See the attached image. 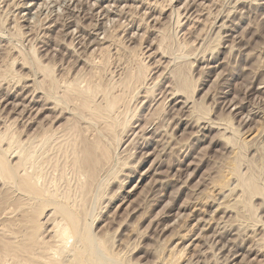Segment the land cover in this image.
Instances as JSON below:
<instances>
[{
  "label": "rangeland",
  "instance_id": "1",
  "mask_svg": "<svg viewBox=\"0 0 264 264\" xmlns=\"http://www.w3.org/2000/svg\"><path fill=\"white\" fill-rule=\"evenodd\" d=\"M114 3L115 5H113ZM112 5L115 7L112 8ZM121 7L125 8L122 9ZM116 19L120 21L113 22ZM75 30H77L75 33L72 32ZM99 30L101 31L99 32ZM104 41L106 42L104 43ZM0 47V136H7L6 138L9 140L11 139L8 134L13 135L15 139L17 138V140L14 139L15 141L20 138H22L19 140L20 142L25 140L26 131L30 129L31 125L28 123L27 126L25 122H30L31 117L32 127L38 126L35 129L31 127V130H35V132L37 130L36 133L41 127L44 129L50 127L51 130L58 127L61 129L68 120L75 119L74 116L77 115L72 113L74 112L72 111L74 110L73 104L70 106L61 104L63 111L66 112L67 110L66 113H63L59 105L60 108L58 107L57 111L60 113L59 110H61L62 113L58 115L62 116H58L60 117L58 123H53L56 113L53 115V112L47 111L48 113L40 114L48 97L52 98L51 95L54 96V93H56V97H62L63 93L60 89L65 87L62 81L72 79L78 72L80 76L82 75V87L87 85L85 81L87 83L98 81L100 86L104 84V86H108L109 84L112 89L111 83L116 82L115 87L120 85L125 81L124 77L127 79L128 74L131 76V72L142 74V82L136 85L138 90L134 88L131 91L137 90L135 92L137 95L134 92L129 94L130 97L133 95L135 98L138 97L136 99L127 97L131 100H129L131 103H128L129 110L132 107L128 116L131 113L133 120L135 118L141 120L138 122L134 120L138 125L133 120L131 122L134 124L133 129L138 126L137 131H135V134L138 135H131V132L134 131L131 127L130 138H137L133 141L125 136V140L129 138L128 142L125 143V148L123 143L119 147L116 144L115 147H112L115 149L117 146L116 150L113 149V152L111 150L112 154L117 153L114 154L115 156L121 154L119 157L116 156L117 159H114V165H112L114 168L111 170V174L109 173V176L105 174L103 179H100L102 180L100 183L104 182V184H99L100 188L98 184L94 185L93 196L97 200H90L91 203L94 202V205H100H95V211V207L91 206L93 203H88V207H85V209L88 208L87 211L92 207L91 209L95 214L93 218L89 216L90 209L87 214L90 218L86 219L85 217V222L90 221H87V224L90 223L91 233L98 235L96 242L101 244L98 250L104 249L102 250L104 254L107 253V250L110 253L113 251L111 255L115 253L114 257L116 258H112L113 256L110 255L106 259L105 256H109L110 253L104 256V254L100 255L102 252L98 253L97 250L98 255L104 256L101 260L102 264H117L119 262L121 264H160V258L167 257L171 249L174 253L171 260L180 259L178 264H264V237L262 236L264 235V210L261 207L264 205L260 206L261 200H258L259 198L257 201L254 199L256 203L253 200V204H259L255 208L258 211H254L255 216L258 217L254 218L253 214V220H251L252 217L250 218L248 215L247 226L245 225L246 222L242 224L247 228L240 226L239 229L242 230V234L239 232L238 235L239 229L230 232L227 227L223 230L219 227L220 219L227 221L228 218H224L217 209L216 198L212 197L217 202L212 199L215 204L211 198H206L210 194L209 188L217 181L219 172L224 171L226 162L231 157L230 147H238V143L242 139L255 131L258 133L255 140L251 141L252 143L247 147L245 146V150L241 149V152H238L244 156V159L243 157L240 159L241 156L239 155V161H241V165H239L241 169L239 170L242 171L243 176H247L253 171H257L258 174L259 171V183L264 185V182H261L264 180V0H0ZM16 47L22 49V52L16 50ZM45 67L50 69L53 80L58 81L56 84H60L59 87L62 84V88L58 87L60 91L57 92L59 94L55 92V89L52 91L54 93L48 91L50 94L46 96L47 89L44 90L42 85L44 80L42 70ZM40 69L42 70L40 71ZM123 78L124 80H122ZM53 80L52 82H54ZM98 83L97 85H99ZM141 85H143L142 89L140 88ZM170 85L175 88L178 86L179 90L180 86H183L181 89L184 88L185 92L180 90V93H185V97L183 94L182 96L190 100L185 109H181L183 105L177 104L178 101L176 103L175 98L172 99L177 89L175 90ZM107 86L106 88H109ZM116 90L112 91L113 94H118L120 91V89L118 92ZM171 90L174 92H170ZM100 94V99L97 95V102L101 101ZM183 97L178 100L184 102ZM51 100L49 101L53 102ZM26 106H28L32 116L29 115V111H26ZM200 107L204 109L201 110ZM23 110L25 112H22ZM140 115H144L142 117L144 120ZM138 116L139 118H137ZM44 117L47 119L44 120ZM73 119L66 125L81 122L79 117L78 122L76 119L73 122ZM149 121L152 122L148 123ZM39 123L43 124L39 127ZM80 124L84 126L86 123L82 121ZM80 124L77 125L81 126ZM147 124H150L149 128H147ZM45 125L47 126L45 127ZM66 125L65 128L68 127ZM87 125L84 127L86 128ZM141 125L148 130L146 131V128ZM83 126H81L82 128L79 127L83 132L82 134H86L89 139L93 138L91 133H94V128L91 130L92 132H86ZM156 127L159 129H155ZM138 128H141L142 131L139 132ZM49 129V134L52 135ZM143 129H145L146 134H144ZM61 130L59 131L61 132ZM154 130L161 133L156 134L157 132ZM82 134L79 135L82 137ZM146 136L150 139L154 137L152 139L154 141L151 142ZM6 141L4 140L3 147L1 146L4 151L7 149L5 148L7 147ZM132 142L137 144L134 145ZM234 142H237L236 146ZM48 147H45L44 150L47 151ZM123 150L125 152L122 153ZM141 151L145 156L141 155ZM9 155L6 157L10 161L14 154L9 153ZM233 156L232 154L231 160ZM140 158L143 159L141 162ZM14 160L11 159V162ZM136 162L141 164L137 165ZM122 164L124 165L122 166ZM126 164H129V167ZM132 165L135 170L133 167L130 168ZM124 167L126 168L122 172ZM120 171L122 172L121 176H116ZM246 171L249 174L245 173ZM131 172L133 173L131 174ZM65 173L67 174L65 178L68 177L67 180L72 185L74 182L75 185L77 183L74 179L75 174L72 171L70 174L68 170ZM68 174H70V178ZM48 175L49 173L46 175L47 185L49 184L48 187L51 188L55 184L53 182L57 174ZM50 176L51 178L48 179ZM59 176L56 178L60 179ZM121 178H124L125 182ZM50 179H53L52 185ZM119 179L121 180L118 181ZM164 179L165 182H163ZM67 180L66 182H68ZM112 181L116 183L113 184ZM1 182L0 254L2 243L9 238L10 220L14 221L19 216L18 213H15V208L13 213L18 216L11 214L13 209L10 208L11 205L9 203L6 205L7 203L3 202L7 195L5 189L9 187L1 186L3 185ZM59 182L61 185L65 184L61 180ZM69 182L68 184H70ZM120 182H123L126 188L122 186L123 183L120 185ZM105 183H107L106 190L105 187L103 188ZM109 185L111 190H109ZM97 187L99 190L101 189L98 191L100 196L97 195ZM102 188L105 192L102 191ZM130 189L134 194L128 197L127 192ZM110 191L112 193L109 194L117 196L113 198L108 194ZM101 194L103 195L101 196ZM103 196L105 198L109 196L112 199L106 198L105 200ZM98 200L99 203H96L95 201ZM124 201L125 203H123ZM103 202L105 205L102 204ZM200 203L205 204L203 209L202 205H199ZM197 204L198 206H196ZM199 206L201 211L203 210L202 212L198 209ZM215 210L218 212L216 213ZM47 212L49 213L48 209ZM46 213L42 216L43 218ZM219 217L221 218L219 219ZM260 218L262 221L258 222V226L259 224L263 225L258 227L256 222ZM254 219H256L255 224L253 223ZM91 224L94 225L91 226ZM251 227L254 229H249ZM244 228L250 231L248 232ZM224 230L226 232H223ZM199 236L203 237L204 241H201ZM196 244L198 248H196ZM188 246L189 248H187ZM183 250L185 251L182 257L177 258L178 255H181L178 253ZM0 260H2L1 256Z\"/></svg>",
  "mask_w": 264,
  "mask_h": 264
},
{
  "label": "bare ground",
  "instance_id": "2",
  "mask_svg": "<svg viewBox=\"0 0 264 264\" xmlns=\"http://www.w3.org/2000/svg\"><path fill=\"white\" fill-rule=\"evenodd\" d=\"M65 1V0H64ZM74 1V0H73ZM259 1V0H258ZM71 2V1H70ZM79 2V1H78ZM84 2V1H83ZM99 2V1H98ZM241 2V1H240ZM247 2V1H246ZM81 3V2H80ZM238 3V2H237ZM248 3V2H247ZM253 3V2H252ZM71 4V3H70ZM86 4V3H85ZM109 4V3H108ZM258 4V3H257ZM84 5V4H83ZM97 5V4H95ZM115 5V3L113 4ZM112 5V6H113ZM118 5V4H117ZM116 5V7H117ZM253 5V4H252ZM26 6V5H25ZM24 6V7H25ZM68 6V5H67ZM77 6V5H76ZM80 6V5H79ZM94 6V5H93ZM98 6V5H97ZM111 6V5H110ZM109 6V7H110ZM87 7V6H86ZM106 7V6H105ZM108 7V5H107ZM115 6H113L112 8H114ZM27 8V7H26ZM45 8V7H44ZM70 8V7H69ZM92 8V7H90ZM94 8V7H93ZM122 8V7H121ZM125 8V7H123ZM122 8V9H123ZM43 9V7H42ZM109 9V8H108ZM118 9V8H117ZM128 9V8H127ZM31 10V9H30ZM45 10V9H44ZM88 10V9H87ZM91 10V9H90ZM89 10V11H90ZM95 10V9H94ZM125 10V9H124ZM92 11V10H91ZM103 11V10H102ZM101 11V12H102ZM109 11V10H108ZM107 11V12H108ZM112 11V10H111ZM40 12V11H39ZM66 12V11H65ZM76 12V10H75ZM81 12V11H80ZM100 12V13H101ZM115 12V11H114ZM74 13V11H73ZM98 13V14H100ZM122 13V12H121ZM37 14V13H36ZM65 14V13H64ZM75 14V13H74ZM102 14V13H101ZM119 14V13H118ZM35 15V14H34ZM32 15V16H34ZM40 15V14H39ZM88 15V13H87ZM94 15V14H93ZM106 15V14H105ZM110 15V14H109ZM36 16V15H35ZM48 16V15H47ZM72 16V15H71ZM81 16V15H80ZM99 16V15H98ZM102 16V15H101ZM122 16V15H121ZM120 16V17H121ZM63 17V16H62ZM66 17V16H65ZM58 18V17H57ZM47 19V17H46ZM72 19V18H71ZM103 19V18H102ZM106 19V18H105ZM108 19V18H107ZM119 19V18H118ZM64 20V19H63ZM74 20V19H73ZM101 20V19H100ZM48 21V20H47ZM96 21V20H95ZM113 21V20H112ZM111 21V22H112ZM117 19L113 22H116ZM120 21V20H119ZM117 21V22H119ZM51 22V21H50ZM108 22V21H107ZM110 22V20H109ZM58 23V22H57ZM62 23V22H61ZM64 23V22H63ZM52 24V23H51ZM60 24V23H59ZM99 24V23H98ZM106 25V24H104ZM53 26V25H52ZM66 26V25H65ZM79 26V25H78ZM77 26V27H78ZM100 26V25H99ZM222 26V24H221ZM51 27V26H49ZM56 27V26H55ZM94 27V26H93ZM84 28V27H83ZM103 28V27H102ZM105 28V27H104ZM224 28V27H223ZM47 29V28H46ZM55 29V28H54ZM66 29V28H65ZM64 29V30H65ZM95 29V28H94ZM62 30V29H61ZM78 30V28H77ZM77 30L75 31H72V32H76ZM80 30V29H79ZM82 30V29H81ZM106 30V29H104ZM85 31V30H83ZM101 30H99L100 32ZM107 31V30H106ZM105 31V32H106ZM221 31V30H220ZM54 32V31H53ZM104 32V33H105ZM108 32V31H107ZM82 34V33H81ZM99 34V33H98ZM106 35V33H105ZM69 36V35H68ZM47 37V36H46ZM73 37V36H72ZM71 37V38H72ZM98 37V36H97ZM5 38V37H3ZM89 38V37H88ZM12 40V37L10 38ZM105 39V38H104ZM10 40V41H11ZM73 40V39H72ZM2 41V40H1ZM74 41V40H73ZM97 41V40H96ZM106 41H104L105 43ZM12 43V42H11ZM82 43V42H81ZM84 43V42H83ZM82 43V44H83ZM92 43V42H91ZM103 43V42H102ZM108 43V42H107ZM89 44V43H88ZM95 44H98V43H95ZM101 44V43H100ZM73 45H74V42H73ZM104 45V44H103ZM152 45V44H151ZM10 46V45H9ZM8 46V47H9ZM14 46V44H13ZM85 46V45H84ZM83 46V47H84ZM101 47V46H100ZM1 48V47H0ZM12 48V47H11ZM10 48V49H11ZM17 48V47H16ZM15 49V47H14ZM97 49V48H96ZM16 50H21L20 52H22V49H16ZM87 50V49H86ZM158 50V49H157ZM161 50V49H160ZM2 51V49H1ZM19 52V53H20ZM76 52V51H75ZM13 53V52H12ZM18 53V55H20ZM77 53V52H76ZM93 53V52H92ZM159 54V53H158ZM214 56V55H213ZM79 57V56H78ZM15 60V59H14ZM13 60V61H14ZM17 61V60H16ZM78 61V60H77ZM15 62V61H14ZM155 62V61H154ZM85 63H87L85 61ZM14 64V63H12ZM95 64V63H94ZM90 65V64H89ZM153 65V64H152ZM14 66V65H13ZM94 66V65H93ZM24 67V66H23ZM95 67V66H94ZM25 68V67H24ZM43 69V68H42ZM40 69V71L42 70ZM147 69V68H146ZM42 73H44V80H43V88L44 90H46V96H49V92L51 91H56L57 92L59 89V85L56 84L58 83V81L56 80H53L51 74H50V69L45 67V69L42 70ZM81 73V72H80ZM135 73V74H134ZM132 73L131 72V76H127L128 78L126 79L125 78V81H123V83H121L120 85L116 86L115 87V83H111V85H113V89L111 87H109L110 85L108 84L107 87L109 88H106V86L104 85H101L98 83V81H95L97 82L99 85L94 84L95 82L93 83H89L91 81H89L86 84L87 85H83L84 87L81 86V83L83 82L81 79L82 75L80 76L79 72L75 74V76L72 78V79H69V80H63L62 82L63 85H65L64 89H60L62 90L61 92L63 93L62 94V97H56L54 92V96L51 95L52 98L48 97L49 100H53V102H50L48 99L45 100L46 103L45 105L43 106V110L41 111V114L47 111L49 112H53L52 114L55 115L54 113H56L55 115V118L53 119L54 122L53 123H58V120L60 119V117L62 115H58V114H61V110L60 113L57 111L60 107L59 105L61 106V104L63 103L64 105H71L73 104L74 105V112H72L74 115L76 114L81 122L84 121L87 125V127L85 128L84 126H86V124L83 126L81 125L80 123L81 122H78V117L77 116H74L72 113V115L75 117V119H73L74 121L73 122H78L77 124L83 126L86 130V132H92L91 130L94 128V133H91V136L93 138L89 139L88 137H86L87 135L86 134H82L83 132L80 130V128H82L81 126H78L76 123L72 124L70 123L71 125H66L70 120L67 121V123L65 124L66 126H68L67 128H65L64 126L65 125H59L60 127L62 126L63 128H57V129H49L50 127H46L47 125H45V129L44 127H41L39 128L38 130V133L37 130L35 132V130H31V127H32V121H31V118H30V122H25L27 123V126L29 124L30 125V129L28 131H26L27 134H25V140L23 141H19L20 139L22 140V138L18 139V141H15L17 140V138L15 139L13 137V135L11 136L10 134H8L10 137L11 140H9L8 138H6L5 136H0V180L3 182V185L1 186H7L9 187L8 189H5L7 190L6 192V198L4 196V201L5 203H7L6 205H11L10 208H13L12 209V213L11 214H14L15 213H18V215H15L17 217H13L15 218L16 220H10V223L9 224V238L6 242L2 243V250H1V259L0 260V263L1 264H102L103 262L101 261L102 258L105 256V254H108L110 252H108L109 250H107L104 254V249L100 250L102 252V254L100 255H103V257H101L100 255H98V253H101L98 249L99 247L101 246V244L99 245V243H97L96 239L98 238L97 234H92L91 233V227H90V223L87 224V221L85 222V217L86 219L88 218V211L92 208V207H95L94 208V211L96 210V206L97 204L94 205V202L93 205H91L92 203L90 202V200H97L95 196H93V190H94V185L95 184H98V187L100 188L99 184H101L100 182L102 180L100 179H103V176L105 174H108L107 176H109L111 173V170L114 168V165L113 164V161L114 159L117 157L120 156H115L114 154H117V153H114L112 154L113 152V149L112 147H115V144L119 145L120 144H125L126 142H128L129 138L132 136H137L138 134L136 133L135 134V131H137V127L136 124L138 125V123L134 122V120H137L136 118L133 120V117L132 115L129 114L128 116V113L130 110H132V107L131 109L129 110V107H128V103H131L129 102L130 99H128L127 97L129 96V94L133 93L135 94V92L138 90L136 85L139 83V82H142V74H140V72H138L136 74V72ZM134 74V75H133ZM164 74V73H163ZM136 75V76H135ZM162 75V74H161ZM160 75V76H161ZM159 76V77H160ZM51 77V79H50ZM144 77V76H143ZM164 77V76H163ZM124 78L122 80H124ZM50 79V80H48ZM81 79V81H80ZM145 79V78H144ZM143 79V80H144ZM52 80L54 82H52ZM92 80V79H90ZM141 80V81H140ZM168 80V79H167ZM60 82V81H59ZM61 82V83H62ZM120 82V81H119ZM118 82V84H119ZM144 82V81H143ZM140 84V83H139ZM117 85V83H116ZM144 85V83H143ZM143 85L140 86V88L142 89L143 88ZM103 86V87H102ZM145 86V85H144ZM171 87H173L172 85H170ZM62 88V84L60 86ZM59 87V88H60ZM105 87V88H104ZM178 87V86H177ZM175 88L173 87L175 90L177 89L178 93H174L173 96H172V99L175 98V102L178 103L177 104H182L183 106L181 107V109H185V107L188 105L189 103V99L188 98H184V94L182 96V94L180 93L182 91H184V88L181 89V87L183 86H180V90H179V87L178 88ZM118 88V90L120 89V91L118 92V90H116ZM134 88H136L135 90L136 91H133L131 92ZM139 88V89H140ZM173 89V90H174ZM59 90V91H60ZM64 90V91H63ZM118 92V94H113L112 91H115ZM173 90H171L170 92H172ZM49 91V92H48ZM60 92V93H61ZM115 92V93H116ZM174 92V91H173ZM172 92V93H173ZM185 92V91H184ZM58 93V92H57ZM99 93L100 96H101V101L97 102L96 101V98H97V95L99 97ZM139 93V92H138ZM147 93V92H146ZM145 93V94H146ZM171 93V94H172ZM180 93V94H179ZM59 94V93H58ZM137 95V93L135 94ZM133 95V97L130 98L133 99L135 98ZM169 95V94H168ZM43 96H45L43 94ZM45 96V97H46ZM61 96V95H60ZM28 97V96H27ZM26 97V98H27ZM138 96H136L137 98ZM181 97H183L185 99L184 102H182V100H178V99H181ZM47 98V97H46ZM135 98V99H136ZM146 98V97H144ZM2 99V98H1ZM28 99V98H27ZM100 99V97H99ZM134 99V100H135ZM26 100V99H25ZM51 100V101H52ZM1 101V100H0ZM3 101V100H2ZM131 101V100H130ZM33 102V101H32ZM134 103V101H132ZM164 102V101H163ZM1 103V102H0ZM175 103V104H176ZM191 103V102H190ZM193 103V102H192ZM153 104V103H152ZM65 105V106H66ZM194 105V103H193ZM192 105V106H193ZM30 106V105H29ZM131 106V105H130ZM190 106V109L192 108L191 107V104L189 105ZM16 107V106H15ZM27 107V110L26 111H29L28 110V106ZM59 107V108H58ZM137 107V106H136ZM194 107V106H193ZM24 108V107H23ZM62 108V106H61ZM71 108V107H70ZM201 110L204 109L202 107H200ZM31 109V108H29ZM175 109V108H173ZM188 109V107H187ZM65 110V109H64ZM70 110V112H71ZM172 111V109H170ZM189 110V109H188ZM187 110V111H188ZM195 110H197V108H195ZM201 110H198L199 112ZM40 111V110H39ZM38 111V112H39ZM62 111H63V108H62ZM190 111V110H189ZM22 112H25L24 110ZM67 112V110H66ZM65 111H63V113H66ZM132 112V111H131ZM177 112V111H176ZM203 112V111H201ZM28 113V112H27ZM35 113V112H34ZM48 113V112H47ZM31 114V112L29 113V115ZM38 114V113H37ZM36 114V115H37ZM72 115H70L71 117H73ZM32 116V114L30 115ZM29 116V117H30ZM39 116V115H38ZM44 116V115H43ZM60 116V117H58ZM69 116V117H70ZM131 116V117H130ZM141 116V115H140ZM144 116V115H143ZM141 116V118L143 117ZM153 116V115H152ZM167 116V115H166ZM165 116V117H166ZM28 117V118H29ZM47 118H49L48 116H46ZM77 117V118H76ZM135 117V116H134ZM178 117V116H177ZM27 118V117H26ZM45 118V117H44ZM47 118H45L44 120H46ZM125 118V119H124ZM139 118V116L137 117ZM145 118V117H144ZM25 119V118H24ZM35 119V117L33 118V120ZM143 119V118H142ZM152 119V117H151ZM165 119V118H164ZM180 119V118H179ZM26 120V119H25ZM136 123L135 124V128L136 129H133V125L131 122ZM140 120V118L137 120V122ZM144 120V119H143ZM184 120V119H183ZM27 121V120H26ZM29 121V120H28ZM37 121V120H36ZM52 121V119H51ZM125 121V122H123ZM141 121V120H140ZM146 121V120H145ZM181 121V120H180ZM35 122V121H34ZM38 122V121H37ZM143 122V121H142ZM152 121H149L148 123H150ZM29 123V124H28ZM36 123V122H35ZM34 123V124H35ZM52 123V122H51ZM132 126H130L131 124ZM156 123V122H155ZM154 123V124H155ZM201 123V122H200ZM39 127L43 124L39 123ZM130 124V125H129ZM123 125V126H122ZM197 125V124H196ZM26 126V125H25ZM77 126H78V129H77ZM143 126V125H141ZM140 126V127H141ZM147 128H149L150 124L146 125ZM201 126V125H200ZM38 127V126H36ZM35 127V128H36ZM80 127V128H79ZM130 127V128H129ZM134 131H132V129ZM212 127V126H211ZM34 128V127H32ZM34 128V129H35ZM54 128V127H52ZM129 128V129H128ZM143 128H146L145 126H143ZM146 128V131L148 130ZM205 128V127H204ZM47 129V130H46ZM49 130H51V134L50 135L49 133ZM139 129V128H138ZM141 129V128H140ZM138 130L139 132L142 131L141 130ZM157 129V127L155 128ZM159 129V127H158ZM157 129V130H158ZM61 130V132L59 131ZM78 130H80L79 132L82 134V137L85 136V137H81L78 132ZM85 130H83L85 132ZM128 130V132H127ZM144 130V134L145 133V129ZM153 130V129H152ZM150 130V131H152ZM157 130H154L155 132H157L156 134H159L161 132L158 133ZM10 131V130H9ZM7 131V133L9 132ZM31 131H34L33 133H36V134H33V133H30ZM53 131V132H52ZM132 131V132H131ZM161 131V130H160ZM11 132V131H10ZM9 132V133H10ZM131 132V135H129V133ZM256 132V131H255ZM251 133V134H248V136H246L244 139H242L240 141V139L238 140V147H235L237 142H234L235 148H231L230 150V153H231V157H232V154L234 155L232 160H231V157L230 161L227 160V164L225 166V169L224 171H220L219 172V175H218V179L217 181L211 185V187L209 188L210 191L209 193L212 195H208V197L206 196V198H211V200L213 198H216L217 199V202L216 200H214L216 203H217V209L219 210V212L223 215L224 218H228V220L226 221L225 219H220L221 217H219L220 221L218 223H221L219 224L220 228H222V230L224 228H228V230L231 232H235V230H238L240 228V226H242L243 223H245L247 221V217L248 215L250 216V218L253 216L254 214V218H257L258 216L256 215L255 216V213L254 211H258V209L255 210V208H257V204L256 201H257V198H259L258 200H261V203L260 201V206L263 204L264 205V185L260 184L259 183V180L260 178H258V174H260V172L258 171V174L256 172H252V173H248L247 171L245 173H248L249 175H245L243 176L242 175V171L240 172L239 169V165H241V161H239L242 157L244 159V156H241V154H239L241 152V149L245 150L244 147L250 145V143L253 142V140H255V138L257 137V132L255 133ZM78 133V135H77ZM127 133V134H126ZM149 133V132H147ZM236 133V132H234ZM12 134V133H11ZM88 136L89 133H87ZM235 135V134H234ZM237 135V133H236ZM235 135V137H237ZM14 136L15 133H14ZM23 136V137H24ZM125 136L129 137L127 140H125ZM145 136V135H143ZM157 136V135H156ZM13 137V138H11ZM147 137V136H146ZM151 137V136H150ZM19 138V137H18ZM137 138V137H136ZM135 138V139H136ZM148 138V137H147ZM146 138V139H147ZM157 138V137H156ZM239 138V137H238ZM15 139V140H14ZM24 139V138H23ZM132 139V138H130ZM134 138L132 139L133 141L135 140ZM141 139H142V136H141ZM150 139V138H148ZM154 139V137L152 138ZM151 140V142H153ZM4 140H7L6 141V144L7 148L6 151L3 150V148H1L2 144L4 143ZM144 140H145V137H144ZM139 141V140H138ZM163 141V140H162ZM167 141V140H166ZM252 141V142H251ZM130 142V141H129ZM141 142V141H140ZM148 142V140H147ZM147 142H146V145H147ZM159 142V141H158ZM52 143V145H50ZM139 143V142H138ZM155 143V142H154ZM129 144V143H128ZM132 144H134L132 142ZM137 144V143H135ZM134 144V145H135ZM142 144V143H141ZM157 144V143H155ZM168 144V143H167ZM131 145V144H129ZM128 145V147H129ZM133 145V146H134ZM164 145V144H163ZM169 145V144H168ZM47 151L44 150L45 147H47ZM122 146V145H121ZM120 146V147H121ZM149 146V144H148ZM165 146V145H164ZM182 146V145H181ZM3 147V146H2ZM126 147V144L124 146V148ZM127 147V148H128ZM146 147V146H145ZM151 147V146H150ZM166 147V146H165ZM164 147V148H165ZM168 147V146H167ZM135 148V147H134ZM181 148V147H180ZM117 149V146L114 150ZM157 149V148H156ZM112 150V152H111ZM119 150V149H118ZM150 150V149H149ZM165 150V149H163ZM239 150V151H238ZM156 151V150H155ZM162 151V150H161ZM181 151V150H180ZM114 152H117V151H114ZM125 152L124 150L122 151V153ZM139 152V151H138ZM142 152V151H141ZM140 152V153H141ZM239 152V153H238ZM243 152V151H242ZM8 153V154H6ZM13 155V157L11 158L12 160H14V158H16V160L12 161L11 162V159L10 161L7 159L10 155ZM153 153H154V149H153ZM152 153V154H153ZM162 153V152H161ZM144 153L142 152L141 155H143ZM159 154V153H158ZM164 154V153H163ZM162 154V155H163ZM181 154V153H180ZM183 154V153H182ZM6 155H8V157H6ZM148 156V154H146ZM160 155V154H159ZM239 155L241 156L240 159H239ZM243 155V154H242ZM145 156V155H143ZM158 156V155H157ZM150 157V156H149ZM160 157V156H158ZM148 158V157H147ZM121 159V158H120ZM134 159V158H133ZM141 159L140 158V162H141ZM119 160V158H118ZM137 160V159H136ZM135 160V161H136ZM143 160V159H142ZM145 160V159H144ZM158 160V159H157ZM157 160H156V163H157ZM184 160V159H183ZM120 161V160H119ZM134 161V162H135ZM162 161V160H161ZM160 161V162H161ZM243 161V160H242ZM138 162V161H137ZM136 162V163H137ZM139 162V163H140ZM120 163V162H119ZM137 163V165L139 164ZM152 163V162H151ZM155 163V162H154ZM118 164V163H117ZM116 164V165H117ZM135 164V163H134ZM141 164V163H140ZM115 165V167H116ZM124 164H122L123 166ZM128 165L129 167V164H126V166ZM152 165V164H151ZM140 166V165H139ZM161 166V165H160ZM159 166V168H160ZM127 167V169H128ZM133 165L130 167L132 168ZM67 168H71V170L69 171V169ZM126 167H124V169H122V172L125 170ZM134 168V167H133ZM158 168V167H157ZM151 169V168H150ZM70 172L71 174V171L72 173L75 174V182L76 184L74 185V182H73V185L67 180L68 177L65 178V176H67V172L65 173V171ZM135 170V168H134ZM153 170V169H152ZM157 170V169H156ZM155 170V172H156ZM257 170V169H256ZM115 171V169H114ZM154 171V170H153ZM57 174V176H55V180L54 182L50 179V183L51 181L53 183H55L51 188L48 187L47 185V174L49 173V175H53L52 174ZM121 172V171H120ZM118 173L116 174V176H121L120 174L121 173ZM146 172V171H145ZM110 173V174H109ZM133 172H131L132 174ZM244 173V174H245ZM66 174V175H65ZM70 174H68L69 178H70ZM130 174V173H129ZM128 174V175H129ZM155 174V173H154ZM157 174V173H156ZM160 174V173H159ZM257 174V175H256ZM48 175V176H49ZM60 175V176H59ZM73 175V174H72ZM115 175V174H114ZM113 175V176H114ZM125 175V174H124ZM134 175V174H133ZM161 175V174H160ZM60 177L59 180H61V182L65 183V184H59V180L56 178V177ZM123 176V175H122ZM130 176V175H129ZM142 176V175H141ZM144 176V174H143ZM153 176V175H152ZM53 177V176H52ZM73 177V176H71ZM106 177V176H105ZM115 177V176H114ZM113 177V178H114ZM260 177V176H259ZM263 177V176H262ZM51 178L48 177V179ZM54 178V177H53ZM77 178V180H76ZM116 178V177H115ZM114 178V179H115ZM120 178V177H119ZM130 178H133V177H130ZM159 178V177H158ZM57 179V180H56ZM71 184H68V182H66V180ZM72 179V180H74ZM118 179V177H117ZM122 179V178H121ZM121 179H119L118 181H120ZM124 179V178H123ZM122 179V180H123ZM128 179V178H127ZM162 179V178H161ZM263 179V178H262ZM63 180V181H62ZM71 180V179H69ZM130 180V179H129ZM158 182H159V179H157ZM163 180V179H162ZM161 180V181H162ZM171 180V179H169ZM0 181V182H1ZM125 182V179L123 180ZM151 181V180H149ZM166 180L164 179L163 182H165ZM168 181V180H167ZM1 182V184H2ZM113 182V181H112ZM111 182V183H112ZM115 182V181H114ZM113 182V184H114ZM117 182V180H116ZM115 182V183H116ZM128 182V180H127ZM154 182V181H153ZM157 182V181H156ZM161 182V183H163ZM262 183L264 182L261 181ZM123 183V182H122ZM120 182V185L122 184ZM104 182L101 184L103 185ZM119 184V183H118ZM129 184V183H128ZM149 185V183H147ZM164 184V183H163ZM264 184V183H263ZM52 185V183H51ZM61 185V186H60ZM107 185V183H105V185L103 186V188ZM112 185V184H111ZM119 185V187H120ZM137 185V184H136ZM135 185V186H136ZM63 186V187H62ZM113 186V185H112ZM118 186V185H117ZM122 186L125 187V184L123 183ZM134 186V187H135ZM97 187V191H100L99 188ZM133 187V188H134ZM153 187V186H152ZM3 188V187H2ZM102 188V191L104 190ZM126 188V187H125ZM132 188V189H133ZM137 188V186L135 187ZM3 189V190H4ZM96 189V188H95ZM108 189V188H107ZM120 189V188H119ZM132 189H130L129 192H127V196L130 197L131 195H133L134 193L131 191ZM4 190V191H5ZM105 190H106V187H105ZM109 190L110 189V185H109ZM108 190V191H109ZM95 191V190H94ZM117 191V190H116ZM105 192V191H103ZM120 194H121V191H119ZM109 193H112L111 191L108 192ZM106 194V193H104ZM116 194V193H115ZM123 194V193H122ZM206 194V193H205ZM204 194V195H205ZM98 196H100L99 192L97 193ZM96 195V196H97ZM103 194H101L102 196ZM111 195V194H109ZM97 196V197H98ZM107 196V194L105 195ZM113 196V195H111ZM114 196H117V195H114ZM113 196V198H114ZM210 196V197H209ZM92 197V198H91ZM94 197V198H93ZM213 197V198H212ZM102 198V197H101ZM103 198H105L103 196ZM107 198V197H106ZM105 198V200H106ZM109 198V196H108ZM107 198V199H108ZM111 198V197H110ZM109 198V200H110ZM117 198V197H116ZM115 198V199H116ZM123 198V197H122ZM126 199V197H124ZM98 199H100L98 197ZM112 199V198H111ZM114 199V200H115ZM124 199V200H125ZM204 199H205V196H204ZM207 199V200H208ZM256 201H255V200ZM91 200V201H92ZM101 200V199H100ZM103 200L105 203L106 201ZM120 200V199H119ZM203 200V199H202ZM209 200V201H211ZM212 200V201H213ZM253 200L255 201V206L253 204ZM102 201V200H101ZM100 201V203H101ZM208 201V202H209ZM213 201V203L215 204V202ZM96 203L98 202L99 203V200L98 201H95ZM104 202L102 204H104ZM113 202V201H112ZM128 202V201H127ZM3 203V204H5ZM9 203V204H8ZM88 203H91L90 206L91 208L87 211V209H85V207L87 206ZM125 203V201L123 202ZM197 203V202H196ZM205 204L207 202H204ZM212 203V202H211ZM212 203V204H213ZM109 204V202H108ZM113 204V203H112ZM205 204H202L200 203L199 205H202V209H203V205ZM100 205V204H98ZM97 205V206H98ZM105 205V204H104ZM110 205V204H109ZM120 206V205H119ZM122 206V205H121ZM198 206V204L196 205ZM259 206V204H258ZM88 207V206H87ZM128 208H130V206H127ZM200 207V206H199ZM262 209L264 210V206H261ZM9 208V207H8ZM14 208H15V213H13L14 211ZM50 208V209H49ZM103 208V207H102ZM118 208V207H117ZM121 208V207H120ZM49 211V213L46 211ZM106 209V208H105ZM109 209V208H108ZM196 209V208H194ZM193 209V210H194ZM200 209V212L201 211V207L198 208ZM216 209V210H217ZM260 209V208H259ZM118 210V209H117ZM206 211V209H204ZM215 212L217 213L218 211ZM262 210V211H263ZM93 210L91 209V211H89V216H91L93 218V215L94 214V211L92 212ZM133 212H135L134 210H132ZM199 211V210H198ZM208 211V210H207ZM261 211V213H262ZM213 212V211H212ZM211 212V213H212ZM214 212V213H215ZM260 212V210H259ZM44 213H46V215L44 216V218L42 217L44 215ZM209 213V212H208ZM215 213V214H216ZM260 213V214H261ZM264 213V211H263ZM8 214V213H7ZM10 214V213H9ZM10 214V216H12ZM91 214V215H90ZM132 214V213H131ZM200 214V213H199ZM258 214V213H257ZM210 215V214H209ZM218 215V214H217ZM216 216V215H214ZM212 217V216H211ZM222 217V218H223ZM12 218V219H13ZM90 218V217H89ZM88 218V219H89ZM95 218V217H94ZM110 218V217H109ZM205 218V217H204ZM41 219H43L41 221ZM201 219V218H200ZM203 219V218H202ZM206 219V218H205ZM218 219V220H219ZM213 220V219H212ZM217 220V219H216ZM217 220V221H218ZM225 220V222H224ZM231 220H233L231 222ZM253 220V217L252 219ZM255 221H253V223L255 224L256 222V219H254ZM92 221V220H91ZM94 221V219H93ZM93 221L91 223H93ZM199 221V220H198ZM206 221V220H205ZM216 221V222H217ZM259 221H262L261 218L260 220H257V226H258V222ZM90 222V221H88ZM201 222V221H200ZM199 222V223H200ZM207 222V221H206ZM205 222V223H206ZM213 222V221H212ZM231 222V223H230ZM230 223V224H229ZM252 223V224H253ZM262 224V222H260ZM197 224V222H196ZM207 224V223H206ZM212 224V223H210ZM214 224V222H213ZM248 222H246V226H247ZM254 224L252 225L254 227ZM264 224V222H263ZM262 224V225H263ZM94 225V224H91V226ZM209 225V224H208ZM242 226V227H246V226ZM259 224V226H262ZM198 226V225H197ZM200 226V224H199ZM204 226V224H203ZM210 226V225H209ZM249 226V225H248ZM256 226V225H255ZM256 226V227H257ZM258 226V227H259ZM250 227V226H249ZM253 227L249 228V229H252ZM257 227V228H258ZM247 228V227H246ZM244 228V229H246ZM205 229V228H204ZM203 229V230H204ZM215 229V228H214ZM218 229V228H217ZM243 229V230H244ZM254 229V228H253ZM262 229V228H261ZM263 229H264V226H263ZM262 229V230H263ZM207 230V229H206ZM227 230V229H226ZM226 230H224L223 232H226ZM227 230V231H228ZM248 230V229H246ZM92 231H93V228H92ZM242 231V230H241ZM240 229L238 230V235L241 233ZM250 230H248L249 232ZM257 231V230H256ZM202 232V231H201ZM240 232V233H239ZM246 232V231H245ZM187 233V232H186ZM203 233V232H202ZM201 233V234H202ZM216 233H219V232H216ZM237 233H234L235 235ZM244 233V232H243ZM255 233V232H254ZM262 233V232H261ZM188 234V233H187ZM214 234V233H213ZM221 234V233H220ZM219 234V235H220ZM223 234V233H222ZM242 234V233H241ZM247 234V233H246ZM245 234V235H246ZM106 235V234H105ZM104 235V236H105ZM206 235V234H205ZM205 235H204V238H205ZM237 235V236H238ZM248 235V234H247ZM253 235V234H252ZM250 235V236H252ZM188 236V235H187ZM218 237V235H216ZM221 236V235H220ZM234 236V235H233ZM264 237V235H262ZM261 236V237H262ZM96 237V238H95ZM201 237V236H199ZM198 237V238H199ZM224 237V236H223ZM241 237V236H240ZM246 237V236H245ZM181 238V237H180ZM184 238V236H183ZM203 237H201V241L203 240L202 239ZM216 238V237H215ZM239 238V236H238ZM237 238V239H238ZM249 238V236H248ZM197 239V237H196ZM253 239V237H252ZM263 239V238H261ZM101 240V239H100ZM195 240V238H194ZM214 240V239H213ZM99 241V240H98ZM199 241V242H201ZM204 241V240H203ZM229 241V240H228ZM262 241V240H261ZM96 242V243H95ZM181 242V240H180ZM195 242V241H194ZM220 242V241H219ZM230 242V241H229ZM228 242V243H229ZM102 243V241H101ZM202 243V242H201ZM261 243V242H260ZM192 244V243H191ZM99 245V246H98ZM186 245V244H185ZM184 245V246H185ZM194 245V244H193ZM229 245V244H228ZM98 246V247H97ZM177 246V245H176ZM192 246V245H191ZM197 246V244H196ZM203 246H206V245H203ZM218 246V245H217ZM222 246V245H221ZM226 246V245H225ZM231 246V245H230ZM97 247V249H96ZM109 247V246H108ZM111 247V246H110ZM233 247V246H232ZM102 248V247H101ZM100 248V249H101ZM185 248V247H184ZM189 248V246L187 247ZM186 248V249H187ZM198 248V246L196 247ZM194 248V249H196ZM223 248V246L221 247ZM226 248V247H225ZM224 248V249H225ZM200 249V248H199ZM220 249V248H219ZM97 250L99 251L97 253ZM112 251V249H110ZM182 250V249H181ZM223 250V249H222ZM221 250V251H222ZM232 250V249H231ZM170 252L168 253L169 255H167V257L165 258H160L161 259V262L160 264H178L177 262L180 263V259L177 260V261H173L171 260L174 253L172 252L173 249L169 250ZM185 250L183 251H180L178 254L181 253V255H178L177 258H179V256L182 257V254L184 253ZM199 251V250H198ZM219 251V252H221ZM230 251V250H229ZM250 251V250H249ZM113 252V251H112ZM111 252V253H112ZM111 253L109 254V256H105V258L107 259V257H110ZM249 253V252H248ZM113 254V253H112ZM250 254V253H249ZM115 255V253H114ZM114 255H111L112 258H116L114 257ZM176 255V254H175ZM235 255V254H234ZM101 258V259H100ZM104 258V261H106V259ZM111 258V259H112ZM234 258V257H233ZM246 258V257H245ZM109 259V258H108ZM183 259V258H182ZM110 260V259H109ZM233 260V259H232ZM235 260V259H234ZM233 260V261H234ZM116 261V259H115ZM114 260H112V262L115 263ZM118 261V260H117ZM243 261V260H241ZM182 262V261H181ZM232 262V261H231ZM106 263V262H105ZM117 263V262H116ZM121 264V262H119ZM117 263V264H119ZM113 264V263H112ZM182 264V263H181Z\"/></svg>",
  "mask_w": 264,
  "mask_h": 264
}]
</instances>
